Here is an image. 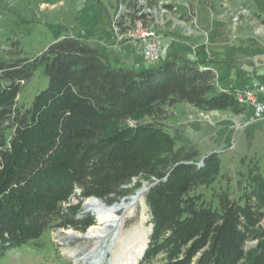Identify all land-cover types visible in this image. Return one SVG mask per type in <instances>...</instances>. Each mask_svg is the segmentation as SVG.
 <instances>
[{
  "label": "trees",
  "instance_id": "trees-1",
  "mask_svg": "<svg viewBox=\"0 0 264 264\" xmlns=\"http://www.w3.org/2000/svg\"><path fill=\"white\" fill-rule=\"evenodd\" d=\"M215 62L230 59L199 44L193 60L125 68L70 34L31 59L0 53V257L24 244L41 249L51 229H87L94 218L82 211L84 199L114 203L147 180L150 231L140 264H264V160L237 194L214 188L218 153L178 143L163 122L177 103L246 111L236 87L216 85ZM40 67L47 85L20 103L24 82ZM258 74L264 78V69Z\"/></svg>",
  "mask_w": 264,
  "mask_h": 264
},
{
  "label": "rangeland",
  "instance_id": "rangeland-1",
  "mask_svg": "<svg viewBox=\"0 0 264 264\" xmlns=\"http://www.w3.org/2000/svg\"><path fill=\"white\" fill-rule=\"evenodd\" d=\"M168 4L173 5L178 14L183 11L190 19L182 20L178 14L162 11V7ZM138 7H143L144 13L153 18V23L146 19V25L160 35L162 48L167 34L177 39V44L190 45L192 48L188 51L189 56L195 55V48L199 44H203L211 54L208 46L211 31L209 26H203L198 21L200 12L208 10L214 15L217 12L223 14L226 30L232 37H243L251 43L252 48L258 44L264 49V24L255 15H264V0H0V53L7 58L31 59L64 34L74 35L105 52L102 46L107 48L101 44L104 39L101 32L106 28V35L109 36L107 42L118 60H113L105 52L109 58L125 68L140 69L143 66L139 63L137 67L135 64L139 62V53L129 42V31L135 15L133 13L138 11ZM241 9H247L248 12L238 14ZM236 14L238 20L234 24L232 17ZM98 37L101 38L100 41ZM126 44L130 46L123 51V45ZM252 70L254 69L251 68L249 73L255 75L256 71ZM46 85L47 77L40 67L24 82L18 100L22 104H28ZM248 118L245 114L236 115L228 111L202 112L187 103H177L166 108L163 122L178 143L193 142L201 155L218 153L220 175L212 186L226 187L237 194L247 172L254 168L261 169L264 160V120L246 124ZM148 119L147 115L139 118L141 121ZM136 121L130 119L127 124H134ZM140 184L134 193L149 186L147 180H140ZM200 190L209 193L211 189L201 187ZM132 195L115 203L129 200ZM78 200L74 195L69 201L70 204H76ZM85 202L86 200L82 201V211L92 215L95 223L96 215L85 210ZM149 219L143 195L142 202L139 201L133 213L124 219V230H129L142 221L149 233ZM261 225L264 226V219ZM68 230L79 233L87 231L72 227L51 229L44 235L41 249L37 250L28 244L21 245L1 256L0 264H88L81 257L86 249L91 248L93 240L68 238ZM81 246L83 249L77 251L75 256L66 254L68 249ZM110 257V253H107L102 264H106ZM140 259L136 264H140Z\"/></svg>",
  "mask_w": 264,
  "mask_h": 264
},
{
  "label": "crops",
  "instance_id": "crops-1",
  "mask_svg": "<svg viewBox=\"0 0 264 264\" xmlns=\"http://www.w3.org/2000/svg\"><path fill=\"white\" fill-rule=\"evenodd\" d=\"M181 13L183 14V11H181ZM257 14L264 18V15ZM222 16V13L217 12L214 15L209 13L208 10L201 11L198 16L199 23L203 26H209L211 31V42L208 45L211 49V53L230 59L229 64L221 62L211 64V67L216 74V85L224 88L229 86L236 88L243 87L251 83L264 85V78H261L258 74L264 69V49L262 48V45L257 44L252 48V46H250L251 43L249 41L247 42L245 38L238 37L236 39L235 37H232L226 30L227 25ZM107 33L108 32L105 28V30L101 32V35L103 34L102 38L104 39L101 40L100 37L97 39L98 41L101 40V44L106 45L107 49L100 45L104 48L105 52L110 55L113 60L117 61V55H115L110 49V43H108L109 36L106 35ZM176 42L177 39H173L172 36L165 34L162 58L180 56L191 60L195 59V55L189 56L190 53L188 51H191L192 48L190 45L177 44ZM129 46V44H126V46L123 45V51ZM137 61L139 62L136 63L134 61L135 64L137 65L140 63L142 67L144 63L141 61L140 57H138ZM251 68L254 69L252 71H256L255 75H252V72L249 73ZM260 96L264 99V91L260 93Z\"/></svg>",
  "mask_w": 264,
  "mask_h": 264
},
{
  "label": "bare ground",
  "instance_id": "bare-ground-1",
  "mask_svg": "<svg viewBox=\"0 0 264 264\" xmlns=\"http://www.w3.org/2000/svg\"><path fill=\"white\" fill-rule=\"evenodd\" d=\"M144 187L134 193L129 200L109 205L101 199L91 197L86 199L84 207L96 215V222L89 226L84 233L68 230L66 237H78L93 240L92 246L83 252L81 257L88 264H102L107 253L110 259L106 264H136L145 249L147 242L146 227L143 222L124 230V219L133 213L134 207L142 202ZM100 248V250H99ZM83 247L68 249L70 257ZM106 261V260H105Z\"/></svg>",
  "mask_w": 264,
  "mask_h": 264
},
{
  "label": "built area",
  "instance_id": "built-area-1",
  "mask_svg": "<svg viewBox=\"0 0 264 264\" xmlns=\"http://www.w3.org/2000/svg\"><path fill=\"white\" fill-rule=\"evenodd\" d=\"M142 9L143 7L139 8L136 13H133L135 15L133 17L132 27L130 29L131 31H129V42L133 45V47H136L143 63L155 64L162 60V41L160 35L151 27L146 25V19L152 23L154 21L151 15L144 13ZM162 11L172 13L171 9H169L167 5L162 7ZM246 12H248L247 9H241L238 14ZM238 14L232 17L234 24L238 20ZM115 30L117 31L118 29L116 28ZM263 86L264 85L262 84L251 83L243 87H237L238 101L246 104V111L239 114H245L249 117L246 124L253 121L264 120V99L260 96V93L264 91Z\"/></svg>",
  "mask_w": 264,
  "mask_h": 264
},
{
  "label": "water",
  "instance_id": "water-1",
  "mask_svg": "<svg viewBox=\"0 0 264 264\" xmlns=\"http://www.w3.org/2000/svg\"><path fill=\"white\" fill-rule=\"evenodd\" d=\"M145 190L147 189V187L146 188H144ZM147 241H148V239H147Z\"/></svg>",
  "mask_w": 264,
  "mask_h": 264
}]
</instances>
